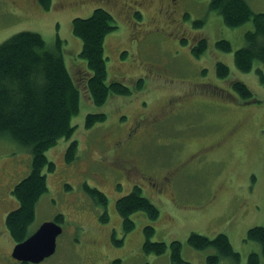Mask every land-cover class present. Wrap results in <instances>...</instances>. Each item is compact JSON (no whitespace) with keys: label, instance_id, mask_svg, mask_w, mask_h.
I'll use <instances>...</instances> for the list:
<instances>
[{"label":"rangeland","instance_id":"obj_1","mask_svg":"<svg viewBox=\"0 0 264 264\" xmlns=\"http://www.w3.org/2000/svg\"><path fill=\"white\" fill-rule=\"evenodd\" d=\"M245 1L254 12L264 13V0ZM51 2V9L45 10L39 0H0V45L18 33L33 32L50 47H55L58 38L64 41L69 63L72 57L84 61L73 20L105 9L117 26L105 39L108 84L123 82L133 94L111 96L98 107L81 88L71 140L78 142L77 160L66 162L71 142L66 139L47 152L56 171L45 172L49 191L39 202L31 232L58 215L65 217L59 250L47 264H172L170 249L161 256L143 251L147 226L155 229L153 242L179 241L182 258L189 264H209V256L216 254L215 249L192 248L188 239L193 233L210 239L227 235L242 264L252 252L261 255V246L246 238L250 228L264 227V86L256 72L262 64L255 62L253 71L242 73L234 61L235 52L246 46L245 34L253 30L252 22L234 29L225 26L222 17L210 9L211 0ZM203 39L208 42L207 51L194 57L192 48ZM221 40L231 43L232 52L217 49ZM218 63L229 67L225 80L217 76ZM71 69L84 67L71 63ZM141 81L144 86L138 88ZM235 81L247 85L257 101L241 100L233 89ZM172 103L176 105L173 114L143 142L116 149L117 138L134 120L143 125L150 114L167 111ZM89 114H105L107 120L87 129ZM210 145L220 147L191 161L198 149ZM31 161L28 149L6 136L0 138V242L5 248L13 245L5 224L6 213L18 206L13 189L29 175ZM126 161L134 162L137 171L129 172ZM176 167L185 169L173 181L172 190L164 193H154L141 176L164 172L168 177ZM86 185L106 194V208L89 197ZM136 186L160 216L150 221L140 212L131 215L135 228L126 235L115 205ZM105 213L108 222L101 221ZM113 234L123 240V246L114 244ZM219 264L233 263L223 258Z\"/></svg>","mask_w":264,"mask_h":264},{"label":"trees","instance_id":"obj_2","mask_svg":"<svg viewBox=\"0 0 264 264\" xmlns=\"http://www.w3.org/2000/svg\"><path fill=\"white\" fill-rule=\"evenodd\" d=\"M39 1L45 10L51 9V0ZM210 9L217 12L225 26L232 29L252 22L253 30L245 34L246 46L235 52L234 61L242 73H250L255 62L261 63L262 67H258L256 72L264 86V13L254 12L245 0H211ZM136 17L142 19L140 14ZM72 30L83 44L80 57L87 66L85 77L69 68L65 58L66 46L60 38L55 47H50L40 34L21 32L0 45V138L6 136L12 139L28 149L32 156L29 175L13 190L18 207L6 218L7 230L15 243L24 242L32 234L31 227L36 220L39 202L49 191L45 172L54 173L56 165L49 161L47 152L60 140L71 141L75 135L73 118L80 112L81 88L98 107L105 105L111 96L132 95L131 89L123 82L108 84L105 39L117 30L113 15L105 9H95L89 18L74 19ZM183 44L187 45V42ZM207 47V40H201L192 48L193 56L200 58ZM216 47L225 53L232 52V45L227 40L218 41ZM229 75V67L218 63L217 76L225 80ZM143 86L141 81L138 88ZM233 89L241 100L257 101L244 83L235 81ZM106 120L105 114H89L86 128L92 129ZM77 158L78 142L71 141L65 154L66 162L72 164ZM85 191L96 203L107 207L108 197L101 190L86 185ZM115 209L122 219L126 235L135 228L131 215L140 212L150 221H156L160 216L159 209L138 186L117 200ZM64 220V216L60 215L56 221L62 224ZM108 220L109 216L105 213L102 221ZM154 233L153 226L145 228L143 251L146 254L161 256L170 249L172 264H189L182 258L183 246L179 241L170 245L153 242ZM246 240L261 246V255L250 253L246 264H264V227L250 228ZM113 242L116 246H123V240H117L115 234ZM188 243L198 251L215 249L216 254L208 258L209 264H219L223 258L233 264H242L241 255L234 250L227 235L220 234L210 239L193 233Z\"/></svg>","mask_w":264,"mask_h":264},{"label":"flooded vegetation","instance_id":"obj_3","mask_svg":"<svg viewBox=\"0 0 264 264\" xmlns=\"http://www.w3.org/2000/svg\"><path fill=\"white\" fill-rule=\"evenodd\" d=\"M173 1H175V0H173ZM173 5H176V3L173 2ZM130 9H133V8L131 7ZM169 17L172 18V14H169ZM175 106L176 105L174 103H172L171 106H169L170 107L169 110H167V111L163 110L161 113H157L154 115L150 114L151 117L143 125H139V120L138 121L134 120L132 125H130L127 130L123 131V133L117 138V142L115 143V144H117L116 149H118L120 151L124 146H125V148H127L133 142H143V139L146 138V135H148L151 132V130L154 129V127H156L160 122H162L163 120H165L166 118H168L170 115L173 114L172 112L175 110V108H176ZM211 146L212 145H210L209 148L198 149V151L191 157V161L201 159V158L207 156L208 154H210L211 152L217 150L220 147V146L219 147L218 146L211 147ZM127 163L129 165V171L130 172H133L134 170L137 171V166L135 165L134 162L128 161ZM184 169H185V167L173 168V169H171V171H169L167 173L168 177H166L164 175L165 174L164 172H162L158 176H155L154 174H151V173H149V174H143L142 173L141 176L146 182L149 183V185L151 186V188L155 192L161 193V192H164L165 190H169V189L172 190L173 181L177 177L178 173L183 171ZM102 216H101V221H102ZM92 217H93L94 222H96L95 217L94 216H92ZM64 233H65V229L63 231V234ZM60 238L61 237H59L57 239L56 254H57V251L59 250V247H60V244L58 242V240ZM77 242H80V241L77 240ZM17 244H19V243L13 242V245L11 246V248H5L3 246V244L0 242V264H33V263H23V262H19V261H16L15 259H13V257H12L13 251H14V248ZM84 246H88L86 244V241L84 242ZM53 257H51V258H53ZM51 258L46 259L44 262H41L40 264H47Z\"/></svg>","mask_w":264,"mask_h":264},{"label":"water","instance_id":"obj_4","mask_svg":"<svg viewBox=\"0 0 264 264\" xmlns=\"http://www.w3.org/2000/svg\"><path fill=\"white\" fill-rule=\"evenodd\" d=\"M62 227L54 222L43 224L38 231L15 247L13 258L17 261L39 264L53 256Z\"/></svg>","mask_w":264,"mask_h":264},{"label":"crops","instance_id":"obj_5","mask_svg":"<svg viewBox=\"0 0 264 264\" xmlns=\"http://www.w3.org/2000/svg\"><path fill=\"white\" fill-rule=\"evenodd\" d=\"M67 49H68V47H67ZM67 63H68V65H69V61H67ZM71 63H74V62L72 61ZM82 64H83L84 69L87 70V66L85 65V63L82 62Z\"/></svg>","mask_w":264,"mask_h":264}]
</instances>
